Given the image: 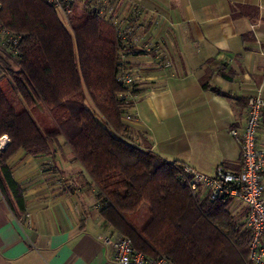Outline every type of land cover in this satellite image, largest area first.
<instances>
[{
    "label": "crops",
    "instance_id": "1",
    "mask_svg": "<svg viewBox=\"0 0 264 264\" xmlns=\"http://www.w3.org/2000/svg\"><path fill=\"white\" fill-rule=\"evenodd\" d=\"M131 5L142 13L136 48L121 53L140 77L123 116L129 141L206 174L224 162L237 169L241 146L232 129L243 128L252 96L264 98V0H124L120 11ZM159 54L172 68L156 66ZM12 63L0 45V72ZM8 166L25 206L12 208L0 191V264H118L103 241L114 233L99 187L64 136L47 153L19 149ZM230 204L233 214L241 205L248 215L241 201Z\"/></svg>",
    "mask_w": 264,
    "mask_h": 264
},
{
    "label": "trees",
    "instance_id": "2",
    "mask_svg": "<svg viewBox=\"0 0 264 264\" xmlns=\"http://www.w3.org/2000/svg\"><path fill=\"white\" fill-rule=\"evenodd\" d=\"M69 21L44 0H0V25L20 37L18 55L9 54L17 69L0 72V137L11 140L0 150V191L8 204L25 206L8 160L19 149L47 153L64 136L99 187L104 220L136 251L173 264H252L251 231L229 209L232 199L193 195L180 164L129 141L114 28L78 3ZM88 95L105 124L86 106Z\"/></svg>",
    "mask_w": 264,
    "mask_h": 264
},
{
    "label": "built area",
    "instance_id": "3",
    "mask_svg": "<svg viewBox=\"0 0 264 264\" xmlns=\"http://www.w3.org/2000/svg\"><path fill=\"white\" fill-rule=\"evenodd\" d=\"M53 6L65 26L70 27L69 16L74 4H81L88 11L109 23L115 30L120 43V56L123 48H136L135 35L138 30V19L141 9L131 5L127 13L120 11L124 0H44ZM0 45L7 49L11 56L19 53L20 37L11 30L0 25ZM149 47V45H148ZM148 47H137L146 50ZM158 68H172V60L164 54L156 58ZM138 75L121 60V68L117 81L126 90L120 93L126 105H131L137 98ZM264 118V98L256 93L249 99L246 107V117L241 130L232 129L241 146V158L237 169L228 163H221L213 174L198 171L188 164H180L178 174L193 195L204 193L211 200L223 197L241 201L248 209L246 225L251 231L249 244V259L252 264H264V145L258 142V133ZM9 146V140L0 137V150ZM103 241L111 247L118 264H173L165 255L156 258L147 257L135 250L129 237L120 234H105Z\"/></svg>",
    "mask_w": 264,
    "mask_h": 264
},
{
    "label": "rangeland",
    "instance_id": "4",
    "mask_svg": "<svg viewBox=\"0 0 264 264\" xmlns=\"http://www.w3.org/2000/svg\"><path fill=\"white\" fill-rule=\"evenodd\" d=\"M61 18V16H60ZM13 64V68L15 69L16 66ZM4 81V80H2ZM86 106L94 113V115L96 116V118L102 123V124H105V121L103 120L101 114L96 110L94 104H93V101L91 100L90 96L88 95L87 99H86ZM231 205V204H230ZM230 205H229V209H230ZM148 209H149V205L147 203H145L142 207V216H146V218L148 219ZM234 212H236V214H234L238 221L241 223V222H244L245 224V227L247 228V225H246V221L244 220L246 218V210L241 206V205H237L236 206V209L234 210Z\"/></svg>",
    "mask_w": 264,
    "mask_h": 264
}]
</instances>
